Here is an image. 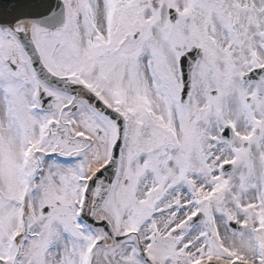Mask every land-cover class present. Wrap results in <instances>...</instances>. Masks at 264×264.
I'll return each instance as SVG.
<instances>
[{"label": "snow or ice", "instance_id": "obj_1", "mask_svg": "<svg viewBox=\"0 0 264 264\" xmlns=\"http://www.w3.org/2000/svg\"><path fill=\"white\" fill-rule=\"evenodd\" d=\"M0 264H264V0H0Z\"/></svg>", "mask_w": 264, "mask_h": 264}]
</instances>
